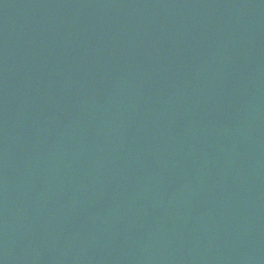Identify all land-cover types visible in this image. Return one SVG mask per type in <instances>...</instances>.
<instances>
[{
  "label": "water",
  "instance_id": "obj_1",
  "mask_svg": "<svg viewBox=\"0 0 264 264\" xmlns=\"http://www.w3.org/2000/svg\"><path fill=\"white\" fill-rule=\"evenodd\" d=\"M0 264H264V0H0Z\"/></svg>",
  "mask_w": 264,
  "mask_h": 264
}]
</instances>
